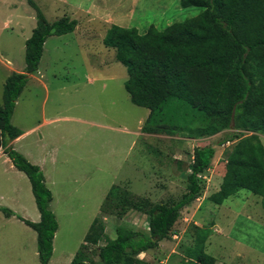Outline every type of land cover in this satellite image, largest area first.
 Here are the masks:
<instances>
[{
  "label": "rangeland",
  "instance_id": "rangeland-1",
  "mask_svg": "<svg viewBox=\"0 0 264 264\" xmlns=\"http://www.w3.org/2000/svg\"><path fill=\"white\" fill-rule=\"evenodd\" d=\"M29 1L48 22L64 16L77 22L72 33L46 40L37 73L28 78L11 119L22 132L40 125L14 147L27 160L42 164L47 174L52 168L59 171L53 205L58 230L48 264L70 263L83 243L93 212L98 214L112 185L151 203L178 201L186 190L193 149L206 145L214 147L215 155L200 178L199 198L180 212L170 236L139 258L153 257V264H181L185 249L193 246L196 228H204L208 230L205 252L220 263L264 264L260 198L239 190L221 207L208 200L223 179L231 177L226 160L234 143L218 146L222 133L201 140L178 134L137 135L149 111L130 102L124 89L126 69L115 60L114 50L103 46L111 25L144 34L151 26L162 30L195 18L202 9L183 8L181 0H0V24L12 14L22 24H35ZM6 4L12 6L10 11ZM2 96L0 87V102ZM259 138L264 146V135ZM69 174L76 176L68 179ZM0 208L15 214L7 218L0 212V264H39L36 234L18 219L39 221L30 183L23 173L10 170L2 157ZM104 222L105 238L99 246L89 247L94 260L99 247L114 239L116 226L147 231L146 216L133 211Z\"/></svg>",
  "mask_w": 264,
  "mask_h": 264
},
{
  "label": "trees",
  "instance_id": "trees-1",
  "mask_svg": "<svg viewBox=\"0 0 264 264\" xmlns=\"http://www.w3.org/2000/svg\"><path fill=\"white\" fill-rule=\"evenodd\" d=\"M29 5L35 11L36 26L25 42L24 72L11 74L3 86L0 149L30 183L40 218L36 223L18 219L36 234L39 264H48L58 230L50 209L52 195L41 168L9 146L21 135L11 119L29 76L37 73L46 40L72 33L77 22L65 16L48 22L33 2ZM180 5L202 12L162 30L151 26L144 34L111 25L103 46L114 50L115 60L126 69L124 89L130 102L149 111L140 132L178 134L189 140L222 133L218 146L234 143L226 160L232 174L208 200L220 206L245 190L260 198L264 211V146L259 138L264 135V0H181ZM214 155L210 145L193 149L185 193L172 204L151 203L112 185L69 264H151L138 256L167 239L180 212L199 198L198 176L210 168ZM132 211L146 216L147 231L116 226L114 239L99 247L97 260L92 259L89 247L99 246L105 238V218L121 219ZM0 212L7 218L15 215L7 208ZM195 232L193 246L185 249L181 264H215V258L205 252L208 230L196 228Z\"/></svg>",
  "mask_w": 264,
  "mask_h": 264
},
{
  "label": "crops",
  "instance_id": "crops-1",
  "mask_svg": "<svg viewBox=\"0 0 264 264\" xmlns=\"http://www.w3.org/2000/svg\"><path fill=\"white\" fill-rule=\"evenodd\" d=\"M4 2H3V5L5 4ZM5 7L8 11H10V9H12V6H10V4H6ZM13 7H15V5H13ZM13 11H14V9H13ZM11 25H13L15 29L11 28L10 27ZM28 25L29 24H26V23L22 24V19H20V17L19 18L15 17V15H13V14L8 15L7 19H5L4 22L2 24H0V26H1L0 27V87H1V89H3V85L5 83V80L11 74H13V73L19 74V73L24 72L23 69H25V62H24L25 42L30 38L32 31L36 26V23L32 24L31 26H28ZM30 77L31 76H29V78ZM143 123H140V129H141ZM11 124L15 128H17V126L13 122H11ZM39 126L40 125H35V126H31L28 129H23L24 132H22V130L19 129L21 132V135L17 139H15L14 141H12L9 144V146L18 152V150L14 147L15 144L21 143L26 138V136L28 134L35 131ZM140 129H139V133H137V132L136 133H137V135L141 136ZM22 155L27 160L26 154L22 153ZM0 157L3 158V162L5 164H9L10 170H12V169L16 170L12 166L10 160L3 153V149H0ZM27 161L33 165L36 164V166L38 165V167L41 168L42 173H43V178L45 179V185L50 190L51 195H52V200L50 203V209L53 212V214L55 215L56 220H57V214L53 208V205L55 202V193L58 192V186L56 183L57 180L55 179V177L60 176L59 171L57 169L52 168V169L47 171L48 172V174H47L45 172V168L42 164L39 165L38 162H33L31 160L30 161L27 160ZM49 174H51V176H49ZM75 176H76L75 174H69L67 178L72 179ZM68 200H70V199L68 198ZM67 205H69V203H67ZM219 207H221V205ZM258 210H259V207H258ZM92 215H93L92 217L94 220V218L97 215H95L94 212ZM258 216L260 217V210L258 211ZM213 225H214V223H213ZM139 256H138V258H139ZM148 257H150V256H148ZM139 259L146 262V263H151V264H153L155 261L153 257L147 258L146 256L145 257L143 256ZM215 260H216L215 264H222V262L220 263L217 259H215ZM159 263H161V262H159Z\"/></svg>",
  "mask_w": 264,
  "mask_h": 264
},
{
  "label": "built area",
  "instance_id": "built-area-1",
  "mask_svg": "<svg viewBox=\"0 0 264 264\" xmlns=\"http://www.w3.org/2000/svg\"><path fill=\"white\" fill-rule=\"evenodd\" d=\"M198 178H201V176H198Z\"/></svg>",
  "mask_w": 264,
  "mask_h": 264
}]
</instances>
